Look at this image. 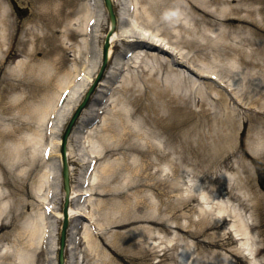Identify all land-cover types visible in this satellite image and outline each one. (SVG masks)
<instances>
[{"label": "bare ground", "instance_id": "bare-ground-1", "mask_svg": "<svg viewBox=\"0 0 264 264\" xmlns=\"http://www.w3.org/2000/svg\"><path fill=\"white\" fill-rule=\"evenodd\" d=\"M111 2L118 10L116 13L118 28L111 37L109 67L100 88L106 87L108 81L119 72L128 71L129 73L133 69H141L143 74L140 76L124 77L121 87L125 93L134 94L139 89L142 78L147 77L148 81L153 84L156 98L165 100L162 95L159 96L156 88L160 84L158 77L162 76L161 82L164 83L163 86L167 90L182 94L179 99L184 104L176 107V112L185 113L188 110V104L197 101L201 111L200 115H202L198 120V126L208 125L210 127L212 126L209 125L212 123L211 120H217L216 122L222 123L224 130L228 131L234 125H241L245 119L247 121L253 120L249 129L248 149L252 156L264 158V0H111ZM100 3L101 13L102 11L106 13L103 0H100ZM27 12H29L28 17L20 19L19 13ZM102 16L96 11L92 0H0V70L4 71V74L0 75V121L7 120L1 116L2 114L16 110V115H19L22 121L28 120L27 116L29 115L26 116L21 111L23 104L21 99L24 94L27 95V88L30 84L24 79H20L19 83L14 85L13 79L23 75L27 71L29 63H34L33 53L36 51L43 50L47 56L56 55L58 52V57L49 59V63L38 66L39 73L40 71L47 74L54 72L57 77L51 89H48L51 93L47 94L45 99L35 108V116L32 117L34 126H32L33 129L30 128L32 134H24L19 140L13 139L14 132H18V129L20 131L21 127L12 129L10 124H6L5 131H3L1 129L3 125L0 122V164L4 166L3 171L0 169V224L8 220L9 208L12 207L7 198L11 193L2 186V181L6 180V176L12 175L22 179L23 176L30 175L33 171L36 172L33 177L32 192L39 202L33 215L27 216L23 231L17 237H24V245L14 241V244L0 247V264H37L41 246L49 250L48 257L51 261L49 263L56 264L57 233L55 238L51 236L46 207H50L58 219L63 217L58 206L62 194L59 186L61 134L67 119L83 97L84 88L93 83L100 66L102 42L106 37L105 28L107 25V21H104ZM132 23L155 32L166 40L164 43L156 39L149 42L146 39L139 41L137 32H127L124 29L131 26ZM170 38H173L178 46ZM127 39L130 40L128 44L130 43L131 46L135 47V55L130 60L131 64H121L120 55L122 52L120 49L127 45ZM97 44H99L97 47L99 49L96 55L94 47ZM162 44L166 48L169 45H175L178 49H174L177 55L166 53L168 51L162 47ZM158 50L169 55V57H173V63L168 57L157 54ZM68 56H73L71 57L73 61L71 66L69 63L67 64ZM19 57L22 58L17 60ZM93 59H95V63ZM11 60L14 62H10ZM187 63L198 68L201 78L212 80L215 76L220 83L213 86V83L196 81L187 77L180 71L182 67L187 68ZM80 75L84 76L81 83L82 90H84L75 99L77 90L73 91L72 86L75 85ZM157 75L158 77H156ZM144 79L143 82L146 83ZM21 85L24 87L22 93L14 98L9 97V94L17 88L20 89ZM66 91L69 93L61 106L60 101ZM93 101L96 102V98L93 97ZM18 103L20 104L18 105ZM65 104L66 106L63 107ZM137 106L140 107L139 104ZM145 107H148L147 104H144ZM239 108L243 110V113L240 112ZM118 109L119 107L116 106V124H113L106 131V134L99 140L100 143L94 142L93 139L100 126L90 130L89 135L85 138L86 144L95 153V159L102 156L106 147H113L115 149L113 151H123L125 154L135 151L134 148H137V144L131 142L128 137L137 138L145 134L140 119L132 126L131 131L134 129L136 131L125 134L124 131L127 128L122 123L121 115L117 112ZM139 110L140 108L136 111ZM90 111L91 107L88 106L69 140V159L75 157L79 167H82L83 160H78L83 155L78 154V150L73 149V147L76 142L81 144L80 140L76 138L78 135L81 136L80 126H86V123L89 122ZM250 112H254V114ZM153 113L155 115L157 113L155 108ZM63 115L64 121H62ZM193 115L194 120H196L197 115ZM107 121L108 118L105 116L102 122L103 125L105 123L103 128L108 126V124L106 125ZM143 123L147 124L146 121ZM189 124L190 117L183 118L179 123L173 124L170 127V138H175L177 132ZM120 127L122 131L119 130ZM179 139L180 142L182 141V153L180 155L184 154L182 156L184 161H181V156L178 159L175 157L176 151L168 142L166 150L155 151L157 152L156 158L147 164H142L140 175H142L143 180L137 182L141 176L137 177V183L135 182L137 188L148 185L144 181L149 176L147 168L154 167L157 161L161 162L168 159L169 164L174 166L176 171H179V165L183 169L186 168L185 163L187 162L186 158H188L186 151H188L189 143L187 138L181 139L179 137ZM46 142H49L47 146ZM212 146L213 142L209 143L205 140L201 144V147L208 149ZM49 147L51 150L48 153ZM151 148L154 146L152 145ZM95 161L97 163L99 160L96 159ZM83 165L84 170L82 172H87L92 163L88 161ZM114 166L112 164L103 167L99 165L89 178L86 175L82 177L83 174H80V178L77 179L78 186H72V204L69 210L71 228L74 221H80L82 218L86 221L88 218L94 221L95 215L93 213L98 217V206L94 203V198L88 200L93 212L82 210L79 206L80 203H76V200L79 199L81 202V197L86 195V192L91 191L93 193L98 188V180L103 176H105L107 184L102 185L100 194L106 195L110 191L108 188L112 183L111 181L114 180L112 178L115 172ZM125 166L127 165L125 164ZM70 170L72 174L74 169L71 167ZM100 171L103 176L100 175ZM185 171L183 170V172ZM128 172L134 173L133 170ZM221 178L223 179L222 186L230 189L231 193L235 192L241 199H247L248 193L242 192L238 188L241 183L234 174L225 172L221 174ZM87 180L91 183V188L88 190L84 188L90 187V184L86 183ZM178 183L182 186L181 189ZM211 184L198 182L188 174L185 177L181 175L178 180L174 176L171 177L170 193L175 192V197L179 199L169 200L165 205L166 216L159 214L161 216L158 218L160 223L151 221L154 226L162 228L167 224L173 234L170 240L171 248H166L164 256L170 259V255L166 254L170 250L182 247L185 255L178 253L176 264L197 263L199 257L206 255V253H196L195 250L191 252L190 250L194 247L190 248L189 244L184 242V237L178 235V228H183V231L186 232V229L193 225H199L200 228L204 224L210 225L211 222L215 223L219 220L222 224L218 226L223 227L226 222L224 218H227L232 221L228 228L229 234L237 244L236 247H233L232 254L242 255L249 264H264V258L258 259V242L252 232V223H249L253 220L245 219L240 210V205L232 201L229 192L224 193L222 190L213 189ZM97 192L99 191L97 190ZM94 193L96 194V192ZM191 202L196 203L192 209V217L195 218L196 216V220L191 218L190 212L182 213L186 204ZM139 204L140 202L137 201L132 209L131 204L126 205L124 209L129 206V210H136L140 208ZM129 210L126 211L129 212ZM108 212L109 216L106 221L98 220L100 236L92 234L89 230V224L83 223L82 243L87 245L86 248H89V251L95 253L96 256L99 255V242L103 240L105 234L104 228L111 227L117 222V218L113 219L111 216L116 211L108 209ZM131 215L132 213L129 214V217ZM182 215L187 220L180 224L176 220ZM141 218L138 215L133 217L135 223L139 222ZM120 221L118 219V222ZM204 232L206 233L208 230H204ZM190 234L192 238L194 232ZM199 243L205 245L207 242L198 241ZM68 249H70V245ZM187 250L189 251L186 252ZM213 253L214 256L208 262L220 264L218 254ZM10 254L15 261H12ZM212 255L210 254V256ZM224 261L228 264L234 263L231 256L228 255H225ZM123 263L131 264L125 259H123Z\"/></svg>", "mask_w": 264, "mask_h": 264}, {"label": "rangeland", "instance_id": "rangeland-1", "mask_svg": "<svg viewBox=\"0 0 264 264\" xmlns=\"http://www.w3.org/2000/svg\"><path fill=\"white\" fill-rule=\"evenodd\" d=\"M93 2L98 3V0H93ZM28 15L29 12L20 14L19 17L20 19H25ZM124 29H126L127 32H137L139 37L138 40L140 39L139 41L142 39H146L147 41H152L158 38L163 39V37H160L157 33L151 32L135 23H132L131 26ZM106 31H108V25L105 28V32ZM170 39L177 45L173 38ZM97 47L98 44L94 47V53L96 55L98 50ZM172 47H175V45H172ZM129 48L130 46H128V44L122 46L124 52ZM157 54L169 58V55H165L161 53V51H157ZM51 56H47L43 50L36 51L33 53L34 63H29L27 71L23 75H19L13 79L14 85L19 83L20 79H24L30 84L27 88V95L24 94L21 99L23 101L21 111L26 116L29 115L27 116L28 120L22 121L21 117L16 115L17 110L7 111L1 115L7 119L6 121H0L3 125L1 127L3 131H5L6 124H10L12 129L21 127L20 131L18 129V132H14L13 139L19 140L24 134H32L30 128L33 129L32 126H34L32 117L35 116V108L45 99L47 94L51 93L48 89H51V86L55 83L57 77L56 73L51 72V74H47L44 71H40L39 73V67L49 63V59L58 57V52L56 55L52 54ZM71 57L73 56L67 57L69 59L67 62V64L69 63V66L73 63ZM95 62L94 59V63ZM180 71L192 80L202 81L200 80L201 78H199V72L196 66L188 64L187 68L182 67ZM2 74H4V71L0 70V75ZM141 74H143L141 69H133L129 73L127 72L124 77L129 78L133 75L140 76ZM156 77H158V75ZM143 79L144 78H142L141 84L139 85V89L134 94L125 93L124 89L121 87L123 81L121 83L116 82L113 91L110 89L108 90L107 88H100L98 97L105 98L109 102L105 115L108 118V121L106 122V125L108 124V126L103 128L105 123L104 125L103 123H98L100 127L94 135V142L100 143L99 140H101L102 136L106 134V131L109 130L113 124H116V106L119 107L117 112L120 113L122 123H124L126 125L125 128H127L124 131L125 134H130L135 130L131 131L132 126L134 123H137L139 119L141 120L145 134L144 136L137 138L128 137L131 142L137 144V148H134L135 151L125 154L123 151H113L115 150L113 147H106L100 160L95 165L96 170L99 165L102 167L107 164L115 165L113 168L115 172L112 176L114 180L111 181L112 183L108 188L110 191H108L106 195H102L100 194V190L102 189V185L107 184V182L105 181V176H103L100 171V175L103 177L97 182L98 188L94 191L96 194L93 192L94 194L89 197V199L94 198V203L97 204V210L99 211L98 217H96V214L94 213V221H90V230L95 232L99 231L98 220L106 221V218L109 216L108 209H114L116 211V213H112L111 216L113 219L117 218V222L112 224L111 227L104 228L105 234L103 240L99 242V255L96 256L95 253L89 251V248H86L87 245H83L81 241L79 242L77 240L83 236L84 232V229L79 231L77 230V227L80 226L81 222H85V220L82 219L80 222L74 221V226L72 225L73 227L71 230L72 235H70L71 250L69 254V264H124L123 259L131 264H176L177 254L180 252L182 255H185L184 248L180 247L178 249L170 250V252L166 254L170 255V259H167L164 255L166 250L171 248L170 240L173 237V234L167 224L162 228L154 226L151 221H157L160 223L158 218L166 216L165 211L167 209L165 205L169 200H173L174 198L179 199L175 197V192L172 194L170 193L171 177L174 176L176 180H178L181 175L185 177L187 174L194 180L202 181L206 184L212 183L211 186L213 189L218 191L222 190L224 193H226V191L230 193L232 201L237 202L240 205V210L243 212L245 219L249 218L250 220H254L253 223L256 225L254 232L260 242L259 247L262 249L261 257L264 258V158L262 159L263 164L257 162H254L253 164V162H251L253 157L249 154L247 132L249 133L250 125H252L251 122H253V120L247 121L245 119V122H242L241 125H234L232 126V129L228 131L224 130L223 124L216 122L217 120H211L212 123H208L209 125H212L210 127L208 125L198 126V120L202 115H200L201 111L197 101L193 104L189 103L188 110H186L185 113L179 111L176 112L175 108L180 104H184L179 99L182 94L167 90L163 86L164 83L161 82L162 76H159L158 79L160 80V84L156 88L159 92V96L162 95L165 100L158 99V97L156 98L151 81H148L146 77L144 79L146 80V83H144ZM110 82L111 81H109L108 84H111ZM81 83L77 88L75 99H77L82 92ZM115 87L118 88L116 89ZM22 89H24V87L21 85L20 89L17 88L12 91L9 94V97H17L18 94L22 93ZM105 93H107V95ZM73 102L74 100L72 103ZM20 103H18V105ZM97 104L98 103H94L92 105L90 114H95L96 110L102 106H97ZM137 104H139L140 107H138ZM144 104H147L148 107L144 108ZM139 108L140 110L136 111ZM154 108L157 110L156 115L153 113ZM193 114L197 115L196 120H194L195 118L193 117ZM105 116L102 114L98 119L102 121ZM189 117L190 124L178 131L177 135L175 134V138H170V127L175 123H179L181 119ZM63 119L64 115L62 121ZM144 121H146L147 124H144ZM83 128L84 127L82 126L81 130ZM119 130L122 131V128L120 127ZM88 135L81 138L80 135H78L76 139H79L81 144L76 142L73 147V149L78 150V154L83 155L81 159L78 160H83V164L95 156L93 150L85 143V138ZM179 137L181 139L187 138L189 143L188 151H186V155L188 156V158H186L187 162L185 163L186 168L183 169L179 165V171H176V168L169 164L168 159L161 162L156 160L157 162L154 167L147 168L149 176L144 181L145 183L147 182L148 185L146 187L137 188L136 183L143 180L142 175H140L142 164H147L150 160H154L157 156V152L155 151L166 150L168 142L170 146L173 147V150L176 151L175 157L178 159V157L181 156L182 158L184 154L180 155L182 153V141L180 142ZM203 140L209 143L213 142V146L210 149L201 147ZM152 145L154 148H151ZM181 161H184V157ZM70 164L74 169L71 175L72 185L77 187V179L80 178L81 173H84L82 172L84 170V165L82 164V167H79L78 162L76 163L75 157L70 159ZM125 164L127 166H125ZM0 166H3V164H0ZM182 166L184 165L182 164ZM0 169L3 171L4 166ZM129 170H133L134 173L128 172ZM183 170L186 171L183 172ZM225 172L232 173L238 178L239 183H241V186L239 187V184L238 188H240L242 192L248 193L247 199H241L235 192L231 193L230 189L222 186L223 179L221 178V174ZM34 175H36V172L34 173V171L30 175L23 176V178L20 175H17L22 179L8 175L6 176V180L4 179L2 181L3 188L11 193L7 198L10 200L12 207L9 208L8 220L5 221L6 224L1 228V231H3L6 226L7 228L3 232L0 231V247H4L7 244H14V241L24 245V237H17L19 236V233L23 231V225L27 220V216L33 215L39 205V202H37L32 192ZM138 176H141V179L136 182ZM181 187L182 186L180 185V189ZM97 190L99 192H97ZM174 190H177V188H174ZM63 201V194H61L60 202L62 205ZM137 201L140 202V208L131 211L132 206ZM84 204L87 205L86 203ZM129 204H131V209L129 210V206L124 209V207ZM195 204V202L187 203L182 210V213L185 211L190 212L193 220H196L197 218L196 216L195 218L194 216L192 217V209ZM62 205L60 206L63 207ZM82 206L83 210L84 205L82 204ZM90 209H92L91 206ZM127 209L129 212L126 211ZM130 213H132L131 217H129ZM135 215L142 217L139 222L135 223L133 219ZM246 216L248 218H246ZM118 219L119 221L122 220L118 222ZM186 220L187 218L182 215L176 221L181 224L185 223ZM62 224V220H57L55 217H52L51 232L53 238L56 237L57 233L58 241ZM221 224L222 222H220V220L215 223L211 222L210 225L204 224L200 227L205 228L203 230L199 228V225H193L190 228H187L186 232L185 230L183 231V228H178V235L184 237V242L188 243L190 248H192V246L194 247V249L192 248L190 250L191 252L195 250L196 253H206V255L200 256L198 262L194 264H213L208 262L209 259L214 256L213 252L218 254L220 264H228L224 261L225 255L231 256L234 261L233 264H247L240 254H232V249L233 247H236V244L230 238L228 230H225L227 227H225V225L223 227L218 226ZM204 230H208V232L203 233ZM193 232L194 235L191 238L190 233ZM196 237H198V239H196ZM104 239H106V241H104ZM198 241H205L207 243L202 245L201 243L198 244ZM51 245L53 244L51 243ZM155 246L156 248H154ZM188 251L189 250L186 252ZM210 254L213 255L210 256ZM9 256L12 261H15L12 254ZM76 256L79 257L78 260H76ZM47 259L48 256L46 255V250H44L40 253L39 258L37 259V264H46Z\"/></svg>", "mask_w": 264, "mask_h": 264}, {"label": "water", "instance_id": "water-1", "mask_svg": "<svg viewBox=\"0 0 264 264\" xmlns=\"http://www.w3.org/2000/svg\"><path fill=\"white\" fill-rule=\"evenodd\" d=\"M72 124L70 125V127L66 133L65 138L68 136L70 129L72 127ZM65 141H66V139H65ZM65 145H66V142L63 146V155H64V164H65V171H64L65 185H66V190L68 191L69 190V177H68V165H67V159H66V146ZM66 228H67V223H65L64 230H63V236H62V241H61V250H60V254H59V264H64V247H65Z\"/></svg>", "mask_w": 264, "mask_h": 264}]
</instances>
